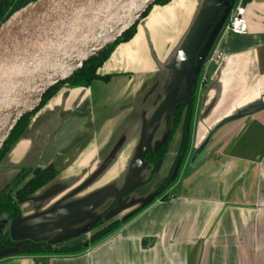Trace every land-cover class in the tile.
<instances>
[{
    "label": "crops",
    "instance_id": "crops-1",
    "mask_svg": "<svg viewBox=\"0 0 264 264\" xmlns=\"http://www.w3.org/2000/svg\"><path fill=\"white\" fill-rule=\"evenodd\" d=\"M233 2L245 8L249 32L224 25L217 37L193 102L188 154L166 198L156 191L180 153L186 111L157 169L144 152L167 141L176 104L191 99L190 39L204 34L208 15L198 9L189 24L193 0L153 7L151 36L120 45L100 70L111 78L61 86L0 162V192L22 169L57 173L21 201L18 219L0 215V231L15 243L72 247L101 219L127 221L84 252L0 264H264V0ZM167 18L171 26L182 18L183 30L164 26Z\"/></svg>",
    "mask_w": 264,
    "mask_h": 264
},
{
    "label": "water",
    "instance_id": "water-1",
    "mask_svg": "<svg viewBox=\"0 0 264 264\" xmlns=\"http://www.w3.org/2000/svg\"><path fill=\"white\" fill-rule=\"evenodd\" d=\"M156 0H38L14 13L0 26V151L17 123L40 108L46 93L60 82L70 79L88 58L118 40L139 21ZM234 2L214 0L210 3L204 28L208 29L219 12L223 15L214 26L207 47L196 58L190 83L195 84L207 62L211 45L220 35ZM197 35L187 57L193 61L201 42ZM252 108L228 118L218 127L259 110ZM207 143L195 153L198 158ZM180 162L171 179L178 174ZM53 242H50L51 244ZM47 245L46 243H42ZM19 242L0 251L1 258L17 255Z\"/></svg>",
    "mask_w": 264,
    "mask_h": 264
},
{
    "label": "trees",
    "instance_id": "trees-1",
    "mask_svg": "<svg viewBox=\"0 0 264 264\" xmlns=\"http://www.w3.org/2000/svg\"><path fill=\"white\" fill-rule=\"evenodd\" d=\"M38 0H1L0 1V26H2L5 22H7L10 17L24 9L26 6L30 5L31 3H34ZM170 0H156L154 3L165 5ZM230 2H233L235 0H229ZM150 6L146 12L142 14L140 18H145L147 16L148 11L154 6ZM223 15V12L220 11L218 16L216 17L215 21L219 22ZM140 21V19H139ZM137 21L132 28L127 30L126 33H124L122 36L118 38L117 41L110 43L106 46L102 51L97 53L95 56L88 58L84 66L75 71L73 75L70 77V79L60 82L56 87L49 90L46 95L43 98V102L40 106V108L47 102L51 97L55 95V93L58 91V89L61 86L68 85L70 87L73 86H81V87H87L89 84H91L93 81L98 79H106V77H101L97 72L98 70L104 65L105 61L110 57V55L115 51V49L118 47V44L120 43H127L130 41L135 33H136V26L138 25ZM196 92H192V99L195 98ZM193 101L190 103V107L188 108L187 115L185 117V126H184V134H183V142L181 145V148L179 150L178 158L173 166V169L168 176V178L164 181V184L156 191V196L159 197L162 196L163 199L166 198V196H163L168 189L175 184L177 181L179 174L182 169V164L184 160L187 157L188 149L190 145V126L192 123V115L194 112V105ZM184 106L179 107L176 111L175 117L173 119V127L169 138L165 143H163L158 149H154L151 147H148L145 149V158L146 160L153 165L155 169H157L158 165L162 162L164 157L167 154V149L170 140L172 139L173 132L177 128V126L180 124V120L182 118L183 112H184ZM38 111V109H37ZM35 111V112H37ZM28 114L27 116L23 117L16 125L15 129L13 130L12 134L10 135L9 139L5 143L3 149L0 151V162L3 159V156L7 153V151L10 149V147L14 144V142L23 134V132L28 127V123L30 121V117L35 113ZM180 162V168L178 171V174L174 179H171L172 173L174 171V167L177 165V163ZM57 176V173L52 170H38V169H22L18 176L15 178L13 182H11L9 185L6 186L4 190L0 192V215H5L6 218H8V221L16 220L21 216V209H20V203L21 201L26 200L30 197L33 193L36 191L42 189L53 181ZM127 221H115L112 223H106L104 219L99 220L94 226L92 227L91 231L96 232L93 234V236L90 238L89 242L86 243H79L76 246L73 247H59L60 249H57L55 247L59 246L57 243H47V245H43L42 243L37 242H31V241H23L19 242V252L17 255L21 256H32V255H63V254H70L75 255L81 252L86 251L89 248V245H94L101 240L108 237L109 234L113 233L115 230L120 228L123 223ZM99 229V230H98ZM17 243V242H16ZM16 243L9 237L8 234L5 232V228H3L0 231V251L6 250L8 248H12L16 245ZM13 255V256H17Z\"/></svg>",
    "mask_w": 264,
    "mask_h": 264
},
{
    "label": "flooded vegetation",
    "instance_id": "flooded-vegetation-1",
    "mask_svg": "<svg viewBox=\"0 0 264 264\" xmlns=\"http://www.w3.org/2000/svg\"><path fill=\"white\" fill-rule=\"evenodd\" d=\"M148 18V17H147ZM147 18H145V19H147ZM229 19V18H228ZM227 19V20H228ZM139 23V22H138ZM218 22L217 21H213L212 22V24L210 25V27L208 28V29H206V31L204 32V34L202 35V38H201V42L199 43V45H197V47L195 48V51H194V55H193V61L192 62H190L191 63V68L193 69L195 66H196V64H197V61H196V58H197V56L199 55V53H201L206 47H207V43H208V40L210 39V36L212 35V33H213V31H214V26L217 24ZM141 24V23H140ZM138 25V28H137V30H138V34H136L135 35V37L137 36V35H139V33H140V28H141V25ZM166 27L168 28V27H170L168 24H166ZM159 31H161V30H159ZM174 38V36H172L171 37V39H173ZM217 39L218 38H216V40L213 42V44L211 45V49H210V51H209V54H208V57H207V59L209 60V58L211 57V54L214 52V50H215V47H216V42H217ZM170 40V39H169ZM178 39H173L172 40V43H174V41H177ZM131 42H129V43H127V44H124V45H128V44H130ZM120 46V45H119ZM193 46H194V44L192 43V46H191V48H190V51H189V53L191 52V50L193 49ZM117 49H118V47L115 49V51L110 55V57L105 61V63H104V65H106L107 63H108V61L110 60V58L113 56V54H115V52L117 51ZM104 65L98 70V74L101 76V77H106V79H104V80H109L110 78H111V76L112 75H110V74H106V75H104V76H102L101 74H100V70L104 67ZM201 72H202V70H201ZM201 72L199 73V78H198V80H197V83H196V85L195 84H191L190 83V85H189V90H190V93H191V99H192V92L193 91H195L196 92V94H197V92H198V89L202 86L201 84H200V74H201ZM100 80H103V79H100ZM196 94H195V96H196ZM191 99H190V101H188V102H181V103H177L176 104V111H177V109L179 108V107H182V106H184V111H186V115H187V111H188V108L190 107L189 105H190V103L192 102L191 101ZM192 100H195V98L194 99H192ZM194 102V101H193ZM176 114V113H175Z\"/></svg>",
    "mask_w": 264,
    "mask_h": 264
},
{
    "label": "rangeland",
    "instance_id": "rangeland-1",
    "mask_svg": "<svg viewBox=\"0 0 264 264\" xmlns=\"http://www.w3.org/2000/svg\"><path fill=\"white\" fill-rule=\"evenodd\" d=\"M174 0H170L168 3H166L165 5H168V4H170L171 2H173ZM197 1H199V4H200V6H199V9L201 10V12L204 14L205 12H207L208 11V9H209V6L208 5H210V1H213V0H197ZM197 1H195V2H197ZM203 1V2H202ZM204 2H206L205 4H204ZM165 5H163V6H165ZM154 6H160V7H163L162 5H160V4H154ZM153 6V7H154ZM152 7V8H153ZM152 8L148 11V13H147V16L145 17V18H147L148 16L150 17V13H151V10H152ZM205 11V12H204ZM145 18H140V21L141 20H144ZM139 21V22H140ZM170 19L169 18H167V24L168 25H170ZM172 23V25H174V26H171V27H173L174 29H176L177 31H179V32H181L182 30H183V20H182V18H179V20L177 21V22H171ZM139 24V23H138ZM164 26H166V24L164 25ZM137 27H138V25L136 26V33H135V35L136 34H138V30H137ZM178 32V33H179ZM155 33V32H154ZM154 33H153V35H154ZM135 35H134V37H135ZM134 37L130 40V41H128L127 43H129V42H131L133 39H134ZM195 40V36H193V37H191V39H190V41H191V43L193 42ZM127 43H120V44H118V47H119V45H123V44H127ZM180 43V42H179ZM118 50V49H117ZM113 56H114V54H113ZM113 56H112V58H113ZM112 58H110V59H112ZM123 61V63H122V68L124 69L125 68V66L127 65L126 64V62L127 61H125L124 59L122 60ZM201 75V74H200ZM202 77V75L200 76V84L202 85L201 87H203V78H201ZM205 82V81H204ZM205 84V83H204ZM191 101H192V99H191ZM121 221V220H120ZM119 221V222H120ZM110 223H112V222H110ZM99 230V229H98ZM96 232V230L95 231H93L91 234H90V236H88L87 238H85L86 240H84V241H81V242H79V243H86V242H89L90 241V238L93 236V234ZM78 243V244H79ZM63 246V245H62ZM63 247H66V246H63ZM73 247V246H72ZM55 248H57V249H60L59 248V246H57V247H55Z\"/></svg>",
    "mask_w": 264,
    "mask_h": 264
},
{
    "label": "built area",
    "instance_id": "built-area-1",
    "mask_svg": "<svg viewBox=\"0 0 264 264\" xmlns=\"http://www.w3.org/2000/svg\"><path fill=\"white\" fill-rule=\"evenodd\" d=\"M231 12L230 17L225 24V30H230L238 35L247 34L249 32V27L246 19L247 12H245V8L240 5L234 7Z\"/></svg>",
    "mask_w": 264,
    "mask_h": 264
},
{
    "label": "bare ground",
    "instance_id": "bare-ground-1",
    "mask_svg": "<svg viewBox=\"0 0 264 264\" xmlns=\"http://www.w3.org/2000/svg\"><path fill=\"white\" fill-rule=\"evenodd\" d=\"M193 1H197V0H193ZM196 3V5H195V10H194V15H193V18L191 19V21L189 22V24L193 21V19L195 18V16L197 15V11H198V9H199V1H197V2H195ZM155 7V6H154ZM158 8H162V7H160V6H157ZM153 9V8H152ZM148 19H149V16H148V18L147 19H144L142 22H141V28L139 29L140 30V32H142L143 33V36L142 37H144L143 39H144V41L146 40V38L148 37V36H151L150 35V32L146 29V26H147V24H148ZM188 24V25H189ZM187 25V26H188ZM187 26H186V28H187ZM140 34V33H139ZM172 43V42H171Z\"/></svg>",
    "mask_w": 264,
    "mask_h": 264
}]
</instances>
